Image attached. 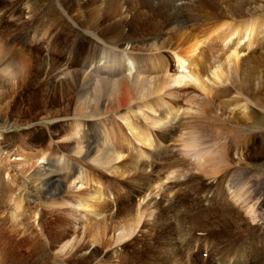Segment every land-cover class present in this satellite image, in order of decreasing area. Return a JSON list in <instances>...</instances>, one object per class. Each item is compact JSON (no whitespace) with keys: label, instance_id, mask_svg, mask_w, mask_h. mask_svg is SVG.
Masks as SVG:
<instances>
[{"label":"rangeland","instance_id":"374dc122","mask_svg":"<svg viewBox=\"0 0 264 264\" xmlns=\"http://www.w3.org/2000/svg\"><path fill=\"white\" fill-rule=\"evenodd\" d=\"M161 1L165 0H0V76L8 86L0 100V264H217L232 260L236 252L245 256L240 260L245 264H264V199L259 197H264V75L259 82L250 81L256 95L252 98L241 89V76L232 68L222 87L207 85L209 94L190 86L178 88V115L170 126L181 124L172 132L183 134V142H194L193 147L183 148L177 140L170 144L172 168H162L167 162L154 164L153 174L147 169L150 183L136 181V171L122 177L114 172L121 165L115 162L112 141H119V129L125 131L123 122L134 123L137 115L147 123L142 118L159 115L147 104L161 107L169 101L151 87L139 91L137 85L177 74L172 49L157 47V40L170 41L174 19L189 30L195 22L204 24L231 10L233 17L264 12V0ZM14 43L23 56L7 66L5 55ZM252 48L244 53L264 59V49ZM84 56L97 61L74 65ZM77 71L75 80L72 73ZM103 81L119 88L105 91ZM222 99L231 105H220ZM235 99L245 103V115L239 108L231 111L238 105ZM105 101L118 108L105 112ZM208 119L213 132L203 134L199 123ZM91 122L100 127L101 147L84 160L68 147L80 142ZM128 150L130 146L123 148L125 156H130ZM233 151H240L239 163ZM16 154L23 161L13 160ZM197 154L206 156L201 160ZM47 156H62L80 167L84 189L66 193L56 191L60 185H55L51 197L40 193L31 204L20 201L21 181ZM103 156L110 162L100 165ZM176 159L183 160L176 164ZM152 181L160 185L156 200L161 201L164 218L160 208L158 217L142 214L135 232L117 246L115 232L125 218H133L142 198L137 188L142 186L151 197ZM98 187L104 218L84 219L78 197ZM108 192L111 199L106 198ZM234 195H240L238 202ZM13 199L19 201V210Z\"/></svg>","mask_w":264,"mask_h":264},{"label":"bare ground","instance_id":"6f19581e","mask_svg":"<svg viewBox=\"0 0 264 264\" xmlns=\"http://www.w3.org/2000/svg\"><path fill=\"white\" fill-rule=\"evenodd\" d=\"M166 1L170 2L171 0H165V1H161V2L165 3ZM223 1L225 2V1H230V0H223ZM231 1L235 2L234 4H238L236 2V0H231ZM229 5H233V3H231V4L229 3ZM240 5H242V4H240ZM233 6H232V8H233ZM238 6H237V8H238ZM224 10H225L224 12L228 11L227 9H224ZM226 15L227 16L213 17L214 19H212V20H210L204 24H199V23L195 22L192 25V27H189L190 28L189 30H188V28L185 29L186 26L184 25L183 21H181V20L179 21L178 18H175L171 24H175L174 26L176 28H171L168 31V33L173 32L171 34L170 41L169 42H161V41L157 40L158 41L157 47H162V48L169 47L172 49L171 50L172 55L170 54V56L173 59L174 71L177 74L175 76H172V78L170 80L169 79L167 80L166 78H165L166 80L165 79L164 80H156L154 82V84H152V83L150 84V83L146 82L145 80H143V81L141 80V82H139L140 84L137 85V89L139 91L144 89L148 92V90L151 87L152 90H154L155 92L162 93L163 97L168 99L169 101L164 102V105H161V107L158 106L154 102H151L150 105L147 104L149 110H151L152 108H155V110L159 111V115L158 116H148L147 118H142L147 123H142L141 119L136 115V120L134 123H132L130 121L123 122L124 127L126 126L125 131L127 133H125L124 129L123 130H122V128L119 129V134L121 136L118 139L119 140L118 142L115 141V138H114V140L112 138V140H113L112 142L115 146V151H114L115 162L117 164L120 163V165H121L120 168L116 167L114 169V172L116 174H118L120 177L124 176L125 174L129 173L130 171H136V173H135L136 174L135 177L137 179L136 181L145 182L147 179L149 182L150 179L148 178V175L153 174L155 172L154 171V169H155L154 164L162 163V165H164V163L167 162L165 164L167 166L164 165V166H162V168H164V167L170 168L171 167L168 162L171 160V156H169V155H170V151H172L171 149H172V147H174V145H172L171 148L168 146H170V144H172L176 140H177V143L179 141L181 143L183 142V134L172 132V130L174 131L176 126L178 128H180L181 124L176 125L174 128L172 126H170V121L172 119L176 118L178 115V107H175V103H174V100H176L175 99L176 98L175 92L178 88H181V87L184 88L185 86H190V87L196 88L197 90L201 91L202 93L209 94V91H208L209 87L208 86L210 85V86H214V87L215 86L216 87H219V86L222 87L225 84L224 82L227 81V78H226L227 70L232 68L234 72H236V73L239 72V74L241 76L240 77L241 89L244 90L245 93L249 96L250 95L256 96L250 90V89H253V88H250V85H251L250 81L256 80L259 82L262 79V77L264 75V59L260 58V57L257 58L256 56L253 57L252 55L249 56V53L252 51L251 48L253 46L258 45L261 49H264L263 48L264 47L263 46L264 45V12H262V13L261 12L260 13L251 12L249 14H246L245 16L243 15L242 17L241 16L240 17H233L232 16L233 12L231 10V12L226 13ZM222 17H224V18H222ZM206 19L208 20L209 18H206ZM210 19H211V17H210ZM236 19H238V20H236ZM19 40H21V39H19ZM8 42H9V40H8ZM249 50H250L249 53H247V54L244 53V52H247ZM22 54H23V52L21 51V49L18 48V46L15 43L10 45L8 52L5 55V59L8 60L7 66H8L9 62L11 63V61L13 62V60L18 59L21 56H23ZM1 57L3 58V56H1ZM84 58L86 60L83 59V61H75L74 65H77L80 67H82V66L86 67V65H88V63L90 61H92V60L94 62L97 61V59L94 58V56L93 57L84 56ZM161 61H165V60H161ZM91 63H93V62H91ZM131 66H133V64ZM78 73H79L78 71H77V73H72V75H74L75 80H77L79 77ZM3 79L0 76V100H3L5 98L7 92H8V86L6 85V82H4ZM132 82H134V81H132ZM136 82H137V80L133 84L136 85L137 84ZM102 83L103 84H101V85L104 86L105 91L107 89L115 90L117 87L119 88V85L117 86V84L115 85L114 83H108L105 81H103ZM7 84H8V81H7ZM61 84H62V82H61ZM255 86H258V85H255ZM166 87H168V89H166L164 91V88H166ZM166 92H168V93L166 94ZM225 92H226V90H225ZM221 95H224V94H221ZM115 96H117V94ZM250 98H252V97L250 96ZM119 99H120V97H119ZM219 104L222 106L231 105V103L226 102L223 99L219 102ZM233 104H238V105L234 106L231 109V111H235L236 108H239L241 113H243V115H245L244 114V110L246 109L245 103L241 104L240 102L236 101V99H235V101H233ZM100 105H102V103ZM103 107H104L105 112H106V110L107 111L108 110L114 111L116 108H118V107H115L114 102L111 103L110 101L109 102L108 101L103 102ZM188 109L189 108H187V110L185 109L186 113L189 112ZM91 117H93V116H91ZM211 122L212 121H210L208 119V120H205L204 123H202V122L199 123V124H201V126H199L200 132L203 134L210 132L211 131L210 129H212ZM119 124H118V127H119ZM168 126H169V128H168ZM211 132H213V131H211ZM100 134L101 133H100L99 125H96L94 122H91L90 124H88L87 129L84 131L83 135L81 136L80 142H78L76 140L72 141L73 146H72V149L70 146L68 147V148H70L69 151L70 152L72 151L73 154H76L78 157H81L84 160L85 159L90 160V155L92 154V152H94V149L96 150V149H98L99 146L101 147ZM176 134H179V135L176 136ZM122 136L125 137L126 140H124V138ZM157 138H158V140H157ZM116 142L118 143L117 146H116ZM193 143L194 142H186V140H185L181 144V146L183 148H187V149L190 148L191 149V146L193 147ZM70 144H72V143H70ZM126 146H130L131 150L130 151L128 150L129 153L127 152L128 155H130V156H125L123 154L122 150ZM119 147H120V150L122 149L121 150L122 152L119 151ZM247 147H249V145H247ZM65 148H67V145ZM8 149H9V147H8ZM186 152H187V150H186ZM200 153H202V152H200ZM234 154L238 156L237 162L239 163L240 157H241L240 151H236V152H234ZM197 155H199V154H197ZM194 156H193V158H194ZM205 156H201V154H200L198 157H200V159L202 160ZM100 159L102 160L100 163H103L100 165H105V163H107L108 161L110 162V159L108 157H105V156L100 157ZM196 159H197V157H196ZM13 160L20 162V161H23V158H21V156L16 154L14 156ZM182 160L183 159H179V160L176 159L175 163L178 164V162H180V161L182 162ZM185 161L186 160L184 159V162ZM175 163H173V164H175ZM68 167H69V172H67ZM35 168H36L35 172L33 171L34 173L32 172L28 177H24L20 183L23 186L20 188L21 191L19 190V192H21L20 193L21 195L17 197L20 201L22 200V201H25V202L31 204V202H32V201L30 202L31 199L33 200V202L39 200L38 195L40 193L41 194L43 193V195L44 194L46 195V193H49L50 191H52L51 189L55 185H60V186L56 187L57 188L56 191L64 192V190H65L66 193L68 191H71V190L78 191V190L84 189V182H83L84 180L82 181V179H86V178L83 177V170L80 167H77V166L74 167V165L71 166V160H68L62 156H47L40 161H36ZM147 169H149V174H147ZM63 170H65L66 172H63ZM165 178H167L166 174H165ZM78 181L80 182V184H79V186L75 187V185L77 184ZM133 181H135V180H133ZM152 183H154V182L152 181ZM154 184L152 185V191H155V192L152 193L151 197H150V194L144 193V189L142 188V186L139 187V189L136 187L138 190V193H139L138 195L139 196L142 195V198H139V199H138V197L136 198V200L138 199V201H137L136 207L133 210V212H134L133 218H125L124 221H122L123 225L120 226L118 228V230L115 232V235L113 236L114 237L113 240H114V244L115 243L118 244L117 246H119L120 243L122 244V242H125V240L130 238V236L135 232L137 226L139 225L140 219L142 218V214H148V212H149L151 216L154 215V217L155 216L158 217L159 214H158L157 210H159V208L161 209L160 211H162V214L160 213L162 215V217H163V214H165V213H163L164 210H163L162 206L160 207L161 201L159 202L156 200V196L159 195V192H160L159 191L160 185L159 184L156 185V183H154ZM232 185H235V184H232ZM7 186H10L9 182L7 183ZM135 186H137V184ZM44 187H45V189H44ZM148 187H149V185H148ZM150 187H149V190H150ZM137 190L135 189V191H137ZM146 191H147V189H146ZM240 192H238V194ZM102 193H103V191H102ZM106 194H107L106 198L111 199L112 196L110 194H112V193L108 192ZM49 196L51 197V194ZM82 196L79 195L78 200H77V204L85 210L84 214L82 215L83 216L82 218L85 219V218H87V216L93 215L95 217L94 219H99V218L103 219L104 213L102 214V211H103L102 206L104 204L102 205L100 203V201L97 200V199H99L98 196H100V188L98 187L97 189H94L93 192H91V191L85 192L82 194ZM238 196L240 197V195H238ZM238 196L237 195L233 196V199L235 202H238V200H240V198H238ZM157 197L160 198V196H157ZM259 197H262V199H264L263 193ZM146 198L148 199V201L146 203V207H145V210L143 213L142 212V205H143L144 200H146ZM83 199H84V201H83ZM140 200H142V201H140ZM159 200H161V199H159ZM12 201H13L12 205L14 206V208L16 210H19L18 209L20 207L19 201H16V199H13ZM81 201H83V202H81ZM239 202H242V201H239ZM242 204H244V203H242ZM34 208H35L34 212L37 213V203L34 205ZM251 208L249 207L247 209L249 211V213L251 211ZM176 209H178V208H176ZM199 213H200V211H199ZM120 219H122V218H120ZM132 220H133V222L130 223V221H132ZM193 221H195V220H193ZM170 227H171V225H170ZM95 236H96V234H95ZM174 245L175 244H173L172 247H174ZM175 247L177 248L178 246H175ZM172 251H173V249H172ZM175 252H176V250H175ZM236 254H237V252H236ZM236 254H234L235 257H233L232 260L229 259V260H226L225 262H222V263L223 264H234V263L235 264H245L246 262L240 261L245 256H243L241 254L239 256H236ZM118 257H119V255H118ZM187 257H189V256H185L186 259H187ZM216 263L222 264L220 261H216Z\"/></svg>","mask_w":264,"mask_h":264}]
</instances>
